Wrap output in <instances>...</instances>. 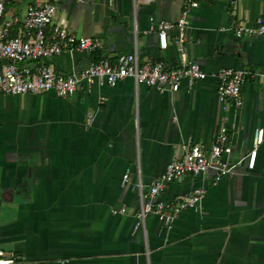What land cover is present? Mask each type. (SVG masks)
<instances>
[{
  "label": "crops",
  "instance_id": "0c3cea01",
  "mask_svg": "<svg viewBox=\"0 0 264 264\" xmlns=\"http://www.w3.org/2000/svg\"><path fill=\"white\" fill-rule=\"evenodd\" d=\"M31 1L6 3L0 21L9 15L19 21L11 36L22 29ZM52 2L48 33L58 27L96 37L101 48L19 67L35 71L50 64L61 75L78 74L93 57L114 61L135 50L139 65L189 59L206 77L188 92L183 83L176 92H161L124 78L112 86L81 82L67 97L0 95V249L15 253L14 264H264V87L258 76L264 73V35L235 38L231 32L264 17V0H199L187 17L182 55L175 30L166 33L161 50L148 27L175 21L183 0ZM219 68L253 73L243 77L238 107L216 96ZM220 125L227 133L226 162L245 157L254 130L262 129L252 168L245 157L216 181L206 171L164 184L157 200L195 187L205 193L196 210L181 211L172 223L147 215L144 236L133 230L136 182L146 189L182 144L209 143ZM119 207L122 214L110 212Z\"/></svg>",
  "mask_w": 264,
  "mask_h": 264
},
{
  "label": "built area",
  "instance_id": "2783aa9c",
  "mask_svg": "<svg viewBox=\"0 0 264 264\" xmlns=\"http://www.w3.org/2000/svg\"><path fill=\"white\" fill-rule=\"evenodd\" d=\"M9 1L0 0V19L5 5ZM199 4V0H183L179 15L175 21L158 20L150 22L148 31H153L157 37V46L166 48L165 35L175 30L177 36L174 43L182 55L184 30L188 24L187 17ZM55 14L52 0H32L26 4L21 19V28L17 34L11 36L9 29L18 24V18L9 15L0 21V59L4 64L0 67V95H24L52 92L57 97L71 95L81 82L87 88L93 82L99 85H114L117 81L130 78L134 85L144 84L157 91L176 92L180 84L184 90L190 91L195 81L203 80L206 74L193 60L181 59L174 66H167L160 60L147 61L141 65L137 63V54H119L114 61L107 57L91 60L88 66L78 74L61 75L50 64H41L35 71L28 66H18L25 60H40L57 56L62 52L73 50L92 53L101 48V42L96 37L75 36L63 28L53 27L50 33L47 28L51 25ZM235 38L251 35H264V17L257 16L251 22L238 23L232 30ZM244 75L251 76L248 69L219 68L215 73L216 96L220 100H229L235 107L240 105V87ZM259 80L264 87V73H259ZM91 122L87 115L85 125ZM262 138V129L254 130L251 138V149L245 156L247 168H252L257 146ZM226 127L220 125L213 139L206 144H182L177 157L170 160L163 172L146 188L142 189L139 181L134 188L137 191L138 210L132 229L140 228L144 236V220L147 215H154L162 223L170 224L177 215L184 210H196L204 196L205 189L195 187L190 192L173 197L169 201L157 200V195L164 184L178 181L185 175L196 176L206 171H212L213 179L232 172L242 163L245 157L233 162H226L222 156L227 149ZM128 177L125 172L121 175L120 184L123 185ZM112 214H122L121 207L111 209ZM146 253V249H145ZM17 256L12 251L0 249V264H14Z\"/></svg>",
  "mask_w": 264,
  "mask_h": 264
},
{
  "label": "trees",
  "instance_id": "16d2710c",
  "mask_svg": "<svg viewBox=\"0 0 264 264\" xmlns=\"http://www.w3.org/2000/svg\"><path fill=\"white\" fill-rule=\"evenodd\" d=\"M96 51V50H95ZM100 57L96 56V57H93L92 60H97L99 59Z\"/></svg>",
  "mask_w": 264,
  "mask_h": 264
}]
</instances>
